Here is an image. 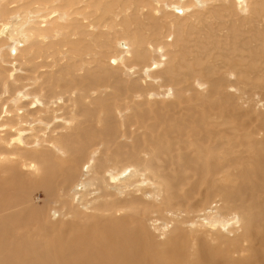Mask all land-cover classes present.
Returning <instances> with one entry per match:
<instances>
[{"label": "bare ground", "instance_id": "obj_1", "mask_svg": "<svg viewBox=\"0 0 264 264\" xmlns=\"http://www.w3.org/2000/svg\"><path fill=\"white\" fill-rule=\"evenodd\" d=\"M158 1L0 0V264H264V42L216 69L197 41L205 57L182 66L181 17L229 1ZM230 3L264 14V0ZM59 5L71 25L50 20ZM131 6L156 27L112 50L101 28ZM164 6L176 25L155 40Z\"/></svg>", "mask_w": 264, "mask_h": 264}, {"label": "rangeland", "instance_id": "obj_2", "mask_svg": "<svg viewBox=\"0 0 264 264\" xmlns=\"http://www.w3.org/2000/svg\"><path fill=\"white\" fill-rule=\"evenodd\" d=\"M172 1V2H171ZM176 1H179V0H176ZM176 1L175 0H167V2H166V0L164 1L165 3H163L164 5H166L168 2V4L167 5H171V3H172V5L173 4H175L176 3ZM229 2L227 3V4H225L224 6H222V2L223 1H214V2H211V3H209V4H206V6L204 7H200V8H197L196 9V11L198 12V13H196V14H194V15H192L191 14V10H190V13H189V15H188V18L186 19V17H181V19L183 18V22H182V25H181V32H185L184 33V40H185V42H181V44H185L184 46H189L191 49H190V51L189 52H191V53H186V55L185 56H182V52H179V54H177V56H176V58H178V59H176V61H178V62H180V64L183 66H187V64L188 63H186V62H188V60L189 59H191V60H193V59H195V58H197V56H201V58H203V57H205V55H206V52H205V49H201V50H199L200 48H196V43H197V41L198 42H201V43H203V44H206L207 45V49L206 50H209V49H212L213 50V53H212V56L211 57H207V58H203V59H205L206 61H208L207 62V64H206V62H205V65H211L212 67H214V68H216V69H218V66L220 67V61H223L225 58H231V60H230V62L228 63L229 65L230 64H235V62L236 63H239V59L241 58V57H245L246 59H247V61L245 60V61H243L246 65L248 64V61H249V59H250V56L252 55V53H253V49H254V47L255 48H257L256 46L258 45V47L260 46V43H263L264 41L263 40H256L255 38L253 39V34L251 33H249V32H243L244 31V28H245V30H247L249 27H254V32H257L258 30H264V14L261 12L260 14H254V15H247V16H244L243 14H240V13H235V4L234 3H230L232 0H228ZM155 2L156 3H159V1L158 0H155ZM245 2V1H244ZM179 3H181V1H179ZM57 4H60V1H57V3H56V5ZM218 4V5H217ZM246 3H243V5H245ZM60 5H62V3L60 4ZM58 6L57 7V9L55 10V12H53L52 14H51V16H50V20H51V18H55V17H57V16H59L60 17V20L59 21H61V25H71L72 24V18H70L69 19V16H67L66 15V13H67V8L66 7H64V6ZM211 5V6H210ZM61 7H62V9L64 10V12H63V10L61 9ZM133 6H131L130 8L132 9V10H130L129 12H128V14L130 13L131 14V12H133L134 11V9L132 8ZM165 8H162V10H161V8H159L160 9V11H158V14H156V15H154V18H156V21H158L160 18V22L165 26L163 29V33H159L160 34V36H158V35H156L155 36V40H161V39H163V41H165L166 40V36L164 35L165 33H166V27L167 28H169V29H174L175 27H174V24L176 25V19L175 18H177L178 16L174 13V15H172L171 13L169 14V6L168 7H166V6H164ZM167 8V9H166ZM178 9H181L182 10V8L180 7V6H178L177 7ZM210 8V9H209ZM146 10H147V7L145 8ZM208 9V10H207ZM212 9V11H209V10H211ZM225 9V10H224ZM61 10V11H60ZM144 10V12L146 13V12H148V11H150V10ZM166 10V12L164 13V11ZM214 10H215V12H214ZM228 10V11H227ZM59 11V12H58ZM66 11V12H65ZM114 11H115V9H114ZM162 11V12H161ZM61 12H63V14L61 13ZM194 12H195V10H194ZM218 12H221V15L220 16H218ZM162 13V14H161ZM192 13H193V11H192ZM216 13V14H215ZM227 14V15H225V14ZM165 14H167L166 16H165ZM206 14V15H205ZM229 14V15H228ZM232 14V15H231ZM235 14H239V15H236L235 16ZM223 15V16H222ZM231 15V16H230ZM260 15V16H259ZM198 16V17H197ZM199 16L201 17L200 19H199ZM205 16V17H204ZM219 18H218V17ZM241 16V17H240ZM256 16V17H255ZM73 17H79L80 19L81 18H83V17H81V16H79V15H73ZM142 17H144V18H142ZM191 17H193L194 19H197L196 21H194V19L192 18V19H190ZM237 17V18H236ZM244 17H245V20H244ZM259 17V18H258ZM261 17V18H260ZM31 18H33L32 16H31ZM109 18V17H108ZM115 19H117V25L116 26H114V27H109V25L107 24V26H104V28H101V30L102 29H104L105 30V34H108V36H105L106 38H104V39H106L107 41H108V39H111L112 40V44H111V46L112 45H114V46H112V50L114 49V47L117 45V41H121V40H127V39H132V35L136 32L137 33V31H142L143 33H145L146 32V34H147V32H149L147 29H145V28H147V26L146 25H152L151 27H152V31H154V29H153V27H156V25L152 22V21H149V19H148V17L146 18V16H144L143 14H140L139 16H138V20L139 21H137L136 19L137 18H135L134 16H133V14H131V15H129L128 16V19H127V21L126 22H124V20L122 19V18H119V17H117L116 18V16L114 17ZM204 18V19H203ZM234 18V19H233ZM67 19V20H66ZM107 19V18H106ZM105 19V20H106ZM158 19V20H157ZM202 19V20H201ZM225 19V20H224ZM227 19V20H226ZM233 19V20H232ZM240 19H242V20H240ZM82 20V19H81ZM84 20V19H83ZM135 20H136V22H135ZM189 20V21H188ZM191 20V21H190ZM199 20V21H198ZM215 20V21H214ZM237 20V21H236ZM240 20V21H239ZM249 20H250V22H249ZM257 22H256V21ZM85 21V20H84ZM103 21V20H102ZM203 21H204V23H203ZM48 22L49 21H47L46 23L48 24ZM85 22H87V21H85ZM122 22V24H120ZM165 22V23H164ZM187 22H189V23H187ZM195 22V23H194ZM199 24H198V23ZM221 22H223L224 23V25H222V23ZM236 22V23H235ZM248 22V23H247ZM130 23V24H129ZM168 23H170V25H168ZM186 23V24H185ZM191 23V24H190ZM206 23V24H205ZM239 23V24H238ZM253 23V24H252ZM259 23V24H258ZM124 24V25H123ZM189 24V25H188ZM202 24H204V25H202ZM234 24V26H232ZM245 24V25H244ZM263 24V25H262ZM128 25V26H127ZM145 25V26H144ZM157 25H160V23H158ZM190 25H191V27H190ZM195 25V26H194ZM208 25V26H207ZM236 25V26H235ZM243 25V26H242ZM247 25V26H246ZM249 25V26H248ZM262 25V26H261ZM119 26V27H118ZM197 26V29L195 28ZM240 26V27H239ZM120 27H121V29L123 30H121L120 29ZM129 28V31H128V29L127 28ZM131 27H133V28H131ZM199 27V28H198ZM204 27V28H203ZM220 27V28H219ZM238 28L239 29V31L238 32H240V34H237L238 32H236V31H234V29L233 28ZM248 27V28H247ZM25 28L26 27H24V28H22L20 31H19V36H20V39H22L23 40V48L25 49V48H27L28 46L27 45H29L28 44V40H27V36H25L27 33H26V31L24 32V30H25ZM106 28H107V31H106ZM130 28H131V30H130ZM191 28V30H189ZM224 28V29H223ZM229 28V29H228ZM242 28V29H241ZM117 31H116V30ZM140 29V30H139ZM145 31H143V30ZM195 29V30H194ZM233 29V30H232ZM110 30V31H109ZM125 30V31H124ZM193 30V31H192ZM23 31V32H22ZM97 31V32H96ZM128 31V32H127ZM132 31V32H131ZM133 31H135V32H133ZM156 31H159V30H156ZM189 31H191L192 32V34H191V32H190V34L188 33ZM196 32V31H200L201 32V36H200V34L199 33H197V34H195V33H193V32ZM22 32V33H21ZM74 31H72V33H73ZM95 32L96 33H98L99 32V29L98 28H95ZM108 32H111V33H108ZM116 32V33H115ZM124 32V33H123ZM25 33V34H24ZM113 33V34H112ZM126 33H128L127 35H126ZM131 33V34H130ZM150 33V32H149ZM186 33H187V36H186ZM207 33H209V34H207ZM118 34V36H116ZM121 34L124 36V38H122L121 39ZM170 34H172L173 35V37H176L177 36V34H178V32L177 31H175V32H171ZM234 34H236V35H234ZM242 34V35H241ZM248 34V35H247ZM120 35V36H119ZM190 35V36H189ZM194 35V36H193ZM198 35V36H197ZM243 35H245V36H243ZM81 39H85L86 37H84V36H82V35H74V36H72L73 37V39H79L78 37ZM110 36V38H108ZM128 36V37H127ZM158 36V37H157ZM193 36V37H192ZM197 36V37H196ZM206 38H204V37ZM209 36V37H208ZM211 36V37H210ZM235 36H237L236 38H235ZM241 36H243L242 38H241ZM150 37V36H149ZM203 37V38H202ZM26 38V39H25ZM89 38V37H88ZM87 38V39H88ZM108 38V39H107ZM117 38V39H116ZM161 38V39H160ZM201 38V39H200ZM212 38V39H211ZM229 38V39H228ZM234 38V39H233ZM250 39V44L251 45H242V43H243V40H246V39ZM24 39L26 40V41H24ZM252 39V40H251ZM116 41V42H114V41ZM233 40H235V41H233ZM239 40H241L240 41V43L238 42ZM189 41V42H188ZM25 42V43H24ZM238 42V43H237ZM255 43V44H253V43ZM114 43V44H113ZM116 43V44H115ZM190 43V44H189ZM209 43V44H208ZM211 43H212V45H211ZM235 43V44H234ZM155 44H153L152 45V47L154 48L155 46H154ZM241 47V49L239 48V46ZM256 45V46H255ZM210 46V47H209ZM212 46V47H211ZM237 46V47H236ZM244 46V47H243ZM250 47V48H249ZM169 49H171V50H174L175 49V45L172 47V46H169ZM181 49L183 50V48H182V45H180L179 46V51H181ZM2 50L3 51H5V49L4 48H2ZM82 50V49H81ZM80 50V51H81ZM199 50V51H198ZM239 50V51H238ZM243 50H245V51H243ZM195 51V53H193ZM236 51H238V52H235ZM26 52V51H25ZM25 52H23V55H25L26 53ZM217 52V53H216ZM234 52V54H232ZM241 52V53H240ZM250 52H251V54H250ZM82 54V55H78V54ZM181 53V54H180ZM244 53H245V55H244ZM191 54H193V55H191ZM221 54V55H220ZM237 54V55H236ZM247 54V55H246ZM11 55H14V54H11ZM78 55V56H77ZM77 55L75 56V59L76 58H78V57H80V56H84V54H83V52L81 51V52H77ZM170 55H172V54H170V53H168V56H170ZM216 55V56H215ZM226 55V56H225ZM236 55V56H235ZM122 55H119V57H121ZM218 56H219V58H218ZM235 56V57H234ZM241 56V57H240ZM192 57V58H191ZM81 58V57H80ZM121 58H123V60L120 62V63H122V62H125V57L124 56H122ZM212 58H215V59H213L212 61H211V59ZM116 59H118V57L116 58ZM220 59V60H219ZM235 59V60H234ZM238 59V60H237ZM132 60L134 61V58H132ZM232 60H234V63H233V61ZM132 61V62H133ZM16 62H18V63H16V65H18L19 64V60H16ZM224 62H225V64H226V60H224ZM218 65V66H217ZM130 66H136V64L135 63H133V65H132V63L130 64ZM183 70V69H182ZM179 71V72H183V71ZM201 73L200 74H198V75H196L194 78H192L191 80H188V82H193V87L195 88V89H197V87H198V85L199 84H203L205 87H207L208 85H207V81L206 80H202V79H200V77H201ZM202 80V81H201ZM206 84V85H205ZM207 89V88H206ZM170 100H173V99H170ZM132 112H129L128 113V115H130ZM42 199V197H41V195L39 194V195H37L36 196V199ZM128 198V197H127ZM191 214V216H187V217H190V219L191 218H193V219H195L194 218V216L195 215H192V213H190ZM183 215H185V214H183ZM193 216V217H192ZM197 218V217H196ZM188 225H190V224H188ZM158 235H159V233H157ZM159 237H160V235H159Z\"/></svg>", "mask_w": 264, "mask_h": 264}]
</instances>
